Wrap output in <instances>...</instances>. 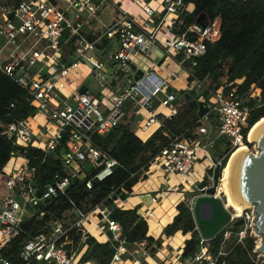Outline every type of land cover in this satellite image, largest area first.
Masks as SVG:
<instances>
[{"label":"built area","instance_id":"2783aa9c","mask_svg":"<svg viewBox=\"0 0 264 264\" xmlns=\"http://www.w3.org/2000/svg\"><path fill=\"white\" fill-rule=\"evenodd\" d=\"M108 2L114 0L0 3V71L25 90V100L34 108L33 115L0 123L1 133L11 139L14 147L9 158L21 160L9 173H0L4 188L0 195V264H97L93 260H81L76 249L68 252L60 246L76 227L82 229L84 241L90 235L85 224L91 223L108 232V242L114 248L108 264H224L218 258L226 252L219 249L214 255L208 240L200 234L204 243L191 256L183 257L178 248L159 247L151 253L145 239L126 241L120 223L110 217L108 205L100 203L83 210L70 195L73 183L84 181L89 189L93 180L105 179L119 165L99 147L97 137L108 134L128 113L133 117L139 115L137 123L141 130L159 128L184 104L170 88L168 77L156 70L162 58H172L177 68L183 70L187 77L185 90L200 94L199 100L218 120L217 137H226L231 151L238 145L251 143L247 138L249 130L243 134L248 126L246 98L234 89L225 90V85L208 89L207 83L193 74L192 68L205 53L207 42L219 37L218 17L201 24L195 16L187 22L189 12L182 0H160L159 12L144 0H132L128 8L116 4L120 15L109 26L91 29L98 9ZM135 4L138 10L134 14L129 8ZM104 40H115L116 49L104 52L99 47ZM138 69L141 75L136 78ZM74 73L81 79H74ZM90 76L97 89L92 90L85 83ZM83 85L86 90L80 92ZM205 91L209 94L207 98L203 96ZM249 96L254 97L252 89ZM176 98L178 102L174 104ZM37 116L43 120L33 126L32 119ZM195 128L193 136L170 137L147 167L141 169L142 174L150 177L159 172L165 179L178 174L179 186L186 190H191V186L196 188L188 174L200 158L198 152L214 161L208 153L214 140L207 138L201 142L195 133L209 135L208 131L200 124ZM27 147L37 148L43 155L55 153L64 174L56 171L51 182L36 183V167L29 164ZM86 164L91 166L89 172L84 170ZM206 179L211 184L212 175ZM112 195L108 198L113 199V207L119 208L123 198ZM196 196L186 203L191 211ZM57 197L68 202V208L59 216L52 215L47 208ZM159 197L151 196V203ZM144 213L150 217L153 210L146 208ZM45 216L49 218L40 224ZM238 218L243 222L233 231L229 226ZM254 218L253 207L243 208L240 215L230 211V221L221 230V243L232 235L236 242L251 237L254 263L263 264L264 254L256 251L260 235L252 227ZM20 238L13 262L4 252Z\"/></svg>","mask_w":264,"mask_h":264},{"label":"trees","instance_id":"16d2710c","mask_svg":"<svg viewBox=\"0 0 264 264\" xmlns=\"http://www.w3.org/2000/svg\"><path fill=\"white\" fill-rule=\"evenodd\" d=\"M9 5H16L21 0H6ZM184 4H193V11L186 21H192L200 12H204L208 21L219 19V37L213 42H207L205 53L197 59L193 66V74L199 80L207 83L208 89L214 90L225 85V90L234 89L246 98L244 105L248 107V130L264 117V0H182ZM104 42V41H103ZM259 89V96L251 97L252 87ZM184 104L179 107L176 115L167 118L163 125L157 128L146 140L139 138L127 123H120L105 136L96 138L99 147L114 158L119 165L114 167L111 175L105 179L93 180L91 188H86L84 181H77L70 188V195L76 199V205L83 210L104 203L111 208L110 217L120 223L123 236L127 242L145 239L150 245L151 253L161 246L160 238L149 236L147 221L137 213V208L122 209L113 207L112 197L119 195L126 198L132 192L133 185L141 179L149 160L157 154L169 138L175 135L193 136L194 127L198 125V101L200 94L187 90L175 91ZM205 91L203 96L208 97ZM26 92L12 78L0 71V123H8L34 114V108L25 100ZM13 104V107L10 106ZM211 117V114H208ZM125 119V118H124ZM0 127V173L9 159V152L14 148L11 139L1 133ZM221 141L223 139L221 138ZM225 144V145H224ZM226 147L225 156L231 148L229 142L223 141ZM23 149V148H22ZM29 164L36 167V183L52 181L57 171L64 174L55 153L43 155L34 147L25 148ZM133 174V175H131ZM89 174L86 178L90 177ZM47 208L52 215H61L68 208V202L63 197H57ZM176 214L172 221L163 228L165 236L181 231L190 233L180 248L183 257L191 256L200 249L204 241L200 239L195 228L192 211L185 202L176 205ZM49 216H45L40 224ZM233 231L238 227L229 226ZM222 231L207 242L214 255L219 249L226 252L218 259L224 264H255L253 238L246 236L242 242H236L232 235L223 244ZM21 238L14 240L5 250L4 255L15 262ZM68 252L81 250L85 247L80 259L93 260L97 264H108L114 248L110 242H99L92 235H87L82 241V229L76 227L60 244Z\"/></svg>","mask_w":264,"mask_h":264},{"label":"water","instance_id":"95a60500","mask_svg":"<svg viewBox=\"0 0 264 264\" xmlns=\"http://www.w3.org/2000/svg\"><path fill=\"white\" fill-rule=\"evenodd\" d=\"M8 15L11 16L12 12ZM195 20L202 24L206 20V15L204 12H200ZM140 74L141 72L137 71L136 78ZM85 90L86 86L80 87V92ZM177 102L178 98L173 101L174 104ZM207 111L208 108L199 100L198 116L202 117ZM250 140L253 141L256 152L253 153L244 148L235 154L229 170L228 188L231 197L238 206L241 208L253 207L255 218L252 227L260 235L256 251L264 254V122L250 135ZM213 163L212 182L209 184L207 179H202L196 184L198 195L192 206L195 228L206 240L215 237L230 221V210L217 195L224 166L216 160ZM84 170L89 172L90 164H86ZM146 177L143 175L141 179H146ZM242 222V218H238L233 222V225L237 227Z\"/></svg>","mask_w":264,"mask_h":264},{"label":"crops","instance_id":"0c3cea01","mask_svg":"<svg viewBox=\"0 0 264 264\" xmlns=\"http://www.w3.org/2000/svg\"><path fill=\"white\" fill-rule=\"evenodd\" d=\"M131 1L132 0H114L113 3L110 2L108 4L113 5L114 8L117 10L116 4H120V6L122 8H128L129 5H130V3H131ZM144 1L147 2V3H149V5H151L153 8H155L157 12L160 11V9H161L160 0H144ZM106 4L107 3H105L104 5H102L98 9V12H99L100 9L102 10L105 7L107 8L108 6H106ZM185 8L188 10L189 13H191L193 11V8L194 7H193V4L192 3H189V4H186V7ZM129 9H130V11L132 13L135 14L137 12V10H138V4L133 5ZM101 20L102 19L98 18V13H97L96 17L92 20V23H91V27L90 28L91 29H94V30H97V29L102 28L103 26H109L115 19L111 23H109V24H107L106 22L104 23ZM99 21H101V23H99ZM163 29H164V26H162V28L160 30V34L162 33V30ZM159 36H161V35H159ZM99 47L104 52L113 51V50L116 49L117 43H116L115 40H104V42ZM156 70L158 71V73L160 75L165 76V77H168V79H169V85H170V88L171 89H173L174 91H177V90H185L186 83H187V77H186L185 73L183 72V70L177 68V66L175 64V61L172 58H165V59L162 58V59L158 60V64H157ZM137 71H140L141 72V70H139V69ZM86 73H87V70H85L84 74H86ZM72 76H73L74 79H76V78L79 79V76L76 73H74ZM136 76H137V72H136ZM92 83L95 86L97 85L96 82H95V80H94V78H93V82ZM259 92L260 91H259V89L257 87H252V94H253L254 97L259 96ZM160 110L161 111H165L163 108H160ZM208 114H211V117H209ZM39 117H41L42 120H43V117L42 116H39ZM126 117H130L129 119L131 121H130V124L129 125H130L132 131L139 138H141L142 140H146L157 129L156 126H152L148 130H141V129H139V126H138V123H137V120L139 119V118H137V116L133 117L130 114V116L128 115ZM34 118H36V117H33V119ZM199 118H200V122L198 124H200L201 126L205 127L207 129V131H208V134H209V135H205V134H196L195 133L196 137L198 139H200L201 142H206L207 141V138H212L214 140L212 148L214 146H217L218 144H223V141L228 142V140L226 139V137H223V136L217 137L216 130H217V126H218V120H217L215 114H213V112L207 111V113H205L202 117H199ZM33 119H32V121H34ZM194 130H196L195 127H194ZM221 138L223 139V141H221ZM208 150L210 152V149H208ZM198 155L201 156L202 153H199L198 152ZM199 159L197 160V162L199 161ZM214 160H216V159H214ZM20 161H21L20 159H15V158L14 159H10L9 158L8 161H7V163L3 167L1 173L2 174L9 173L13 169L14 165L20 163ZM207 161H209V160H207ZM209 162H211V161H209ZM211 163H212L211 164V167L209 168L210 173H212V170H213V167H214V163L213 162H211ZM201 168H202V166H201ZM192 171H193V169H192ZM173 176H174V178H177L178 180H177L176 183H174L172 185V184H170V182L172 181ZM154 177H159L160 178V181H161V185H163L162 190H159V194H160L161 191L163 193L165 191H167V188L171 192H177V189H175L176 191L175 190L173 191V190H171V188L181 187V186H179L180 177H179L178 174H171L170 176H168V179H165L164 176L161 173L157 172L155 174H152L150 177H146V178H154ZM140 180H142V179H140ZM163 190H165V191H163ZM181 191L182 192H185V193H188L191 190H186V189H183L182 188ZM3 193H4L3 185L0 184V195H2ZM163 193H162V195H163ZM159 194H158V196L161 197L162 195H159ZM132 195H133L132 192L129 195H127L126 198H124L122 200V202L120 203L119 208L128 209V208H134V207H136L137 208V213L140 216H142L147 221V224H148V233L147 234L149 236H152L153 238H162L163 239V241H164V244L163 245L164 246L162 247V244H161V246H159L160 248H162V249H165V248L166 249H169V248H167L165 246H170V242L171 241H169V240H173V239L177 238V236H176L177 234H180L182 236L181 239L178 240V242H177V248L178 249L182 248V246L184 244V240L190 237V233L182 234L181 231H178V232H176V233H174L173 235H170V236H165L163 234V228H164V226L167 223H169V222L172 221V218L176 214L177 210L175 209V211L171 215V218L165 219L166 217L165 216H162L161 214L157 215L158 218H156V211H157V209H154V208H156L155 206L158 203L160 197L157 199V201L155 203H151V196H154V195H151L148 200H144L141 197H139L137 199H134V198H132ZM185 199H183L182 201H185ZM146 208H150V209L153 210L152 216L148 217L144 213ZM92 221L94 222L93 219H92ZM85 226L89 230L90 235H92L97 241H99V242H106V241H108V232L107 231L106 232L100 231L94 225L92 226V223H91V225L85 224ZM161 243H162V241H161ZM166 243H168V244L165 245ZM171 244H173V242H171ZM159 247H157V248H159ZM173 248H175V247H173ZM82 252H83V250H82ZM82 252L78 253L79 256H81Z\"/></svg>","mask_w":264,"mask_h":264},{"label":"rangeland","instance_id":"374dc122","mask_svg":"<svg viewBox=\"0 0 264 264\" xmlns=\"http://www.w3.org/2000/svg\"><path fill=\"white\" fill-rule=\"evenodd\" d=\"M5 2H7V1L6 0H0V3H5ZM108 3L106 4V6H108L107 8L105 7L102 10L100 9L98 12V18L102 19L101 21L104 23L106 22L107 24L111 23L114 19H117L120 15L119 12L114 8V6L111 4H108ZM186 11H188V10L186 9ZM101 21H99V23H101ZM79 79H81V78L79 77ZM92 82H93V78L89 77L85 83L89 87H91L92 90H94V88L97 89V85L95 86ZM141 113L144 114L143 111H141ZM130 114L128 113L129 116H130ZM129 118L130 117H126L122 122L130 124L131 120ZM33 120H34V122H40L42 120V118L36 117ZM224 145L218 144L217 146H214L213 148L211 147L210 152L208 150V153L211 156L212 160L216 159L220 164L223 161V157L226 155L224 152L226 147ZM254 146H255L254 143L251 142L250 145L247 146L248 147L247 150L250 152H253L255 150ZM233 152H231L227 155V157L225 159V165L229 161V158L231 157ZM211 164H212L211 162L207 161V159H205L203 157V155H201L199 161L194 164L193 171L190 172L188 174V176L190 178H192L195 181V183H198L202 179H206L207 175H212V173H210V170H209V168L211 167ZM201 166H202V168H201ZM177 180L178 179L174 178V176H173V179L170 182V184L173 185L174 183L177 182ZM133 186L134 187L132 188V193H133L132 198L137 199V198L141 197L144 200H148L151 195L157 196L159 194V190H162V187H163V185H161V181H160L159 177L146 178L143 180H139ZM181 189H182V186L177 188V192H171L167 188V191H165L163 193V195L160 197L158 203L156 204V206H155L156 208H154V209H157L156 218H158L157 215H159V214H161L162 216H165L166 217L165 219L171 218V215L175 211L176 205L179 202H181L183 199L186 198L187 200L185 199V201H183L186 204L188 202V200L191 199V197L198 195L195 186H191L192 192H188V193L182 192ZM218 195L221 198V200L223 201V203H226V200H225V197L223 196V194H218ZM226 207L230 211H232L231 208H229L228 206H226ZM176 236H177V238H175L173 240H169V241L173 242V244H171V242H170V246H165V247L177 248V242H178V240L181 239L182 236L180 234H177ZM160 240L162 241L161 244L163 247L164 241L162 238H160ZM167 244L168 243H166L165 245H167ZM80 249L81 250L76 251V253L82 252V250H84L85 247L80 248ZM263 264H264V262H263Z\"/></svg>","mask_w":264,"mask_h":264},{"label":"bare ground","instance_id":"6f19581e","mask_svg":"<svg viewBox=\"0 0 264 264\" xmlns=\"http://www.w3.org/2000/svg\"><path fill=\"white\" fill-rule=\"evenodd\" d=\"M264 122V117H262L261 119H259L249 130L247 138L250 142H253L250 140V135ZM32 125H35V122L32 121ZM244 148H248L247 146H245L244 144L238 145L237 147L234 148V152L232 153L231 157L229 158V161L226 163V165L224 166L223 170H222V176L219 180V184H218V188H217V195L218 194H223V196L225 197L226 203L225 206H228L229 208H231L232 212L235 213L236 215H240V212L243 210V208H241L240 206H238L235 201L233 200V198L230 195L229 192V188H228V175H229V170H230V166L232 163V160L235 156V154ZM219 196V195H218Z\"/></svg>","mask_w":264,"mask_h":264}]
</instances>
